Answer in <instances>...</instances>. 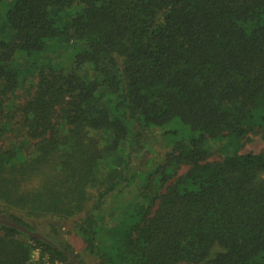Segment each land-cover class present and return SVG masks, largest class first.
Here are the masks:
<instances>
[{
    "label": "trees",
    "instance_id": "1",
    "mask_svg": "<svg viewBox=\"0 0 264 264\" xmlns=\"http://www.w3.org/2000/svg\"><path fill=\"white\" fill-rule=\"evenodd\" d=\"M253 134L264 0H0V264H264Z\"/></svg>",
    "mask_w": 264,
    "mask_h": 264
},
{
    "label": "rangeland",
    "instance_id": "2",
    "mask_svg": "<svg viewBox=\"0 0 264 264\" xmlns=\"http://www.w3.org/2000/svg\"><path fill=\"white\" fill-rule=\"evenodd\" d=\"M264 150V138L258 134H253L250 135L248 140L246 141L245 145L241 149L240 153L242 154H248V153H254L258 154ZM157 154H163L164 149H160L158 145L153 146L152 149L146 148L143 152H141L139 155L136 157V167L139 168H146L152 165L153 160L157 158ZM156 156V157H155ZM219 159L218 155L212 156L210 158L211 161ZM186 169H183L182 172H184ZM114 199H111L108 201V206L113 208L114 205ZM109 210L108 207H106V210ZM79 218H76L75 220L69 221L65 223L64 227L62 228V234L63 237L72 245V247L75 250L76 254H80L83 252V245L81 240L78 238L74 231V222L79 221ZM32 225L37 227V229L40 232H47L50 230V225L49 222L43 220V219H37L35 222L31 221L30 222ZM34 259L37 260L39 259V253H35ZM83 259L87 261V263L90 264H97L95 260L90 259L87 255H83ZM57 264V263H56Z\"/></svg>",
    "mask_w": 264,
    "mask_h": 264
},
{
    "label": "water",
    "instance_id": "3",
    "mask_svg": "<svg viewBox=\"0 0 264 264\" xmlns=\"http://www.w3.org/2000/svg\"><path fill=\"white\" fill-rule=\"evenodd\" d=\"M0 224L5 225L7 227L15 228V229L29 235L32 238L39 239V240H46L41 234L31 232L27 228H25L21 225H18L16 223H14L13 221L9 220L6 215H0Z\"/></svg>",
    "mask_w": 264,
    "mask_h": 264
}]
</instances>
